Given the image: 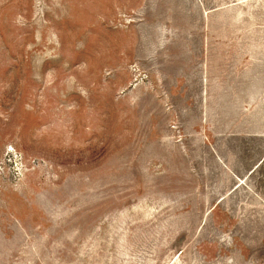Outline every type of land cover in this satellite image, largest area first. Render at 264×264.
Instances as JSON below:
<instances>
[{"label": "rangeland", "instance_id": "374dc122", "mask_svg": "<svg viewBox=\"0 0 264 264\" xmlns=\"http://www.w3.org/2000/svg\"><path fill=\"white\" fill-rule=\"evenodd\" d=\"M0 264H264V0H0Z\"/></svg>", "mask_w": 264, "mask_h": 264}, {"label": "crops", "instance_id": "0c3cea01", "mask_svg": "<svg viewBox=\"0 0 264 264\" xmlns=\"http://www.w3.org/2000/svg\"><path fill=\"white\" fill-rule=\"evenodd\" d=\"M213 42L208 39L200 41L184 40L178 45L173 41L172 45L166 48V58L168 60H170V58L179 59L181 57L190 59L189 62L191 65L188 66L187 62L186 71L191 70V73L181 75L183 79L180 83L182 86L180 89L181 91L184 88V83H187V85L192 84L193 80L196 81L197 86L201 89L200 95H204L208 90H211L213 84H211L212 77L209 64H211L214 54V50H211L215 48V43Z\"/></svg>", "mask_w": 264, "mask_h": 264}]
</instances>
